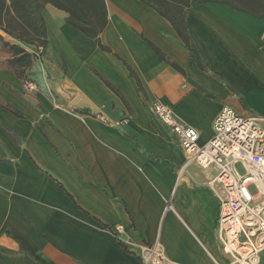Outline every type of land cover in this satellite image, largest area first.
<instances>
[{
    "label": "crops",
    "instance_id": "1",
    "mask_svg": "<svg viewBox=\"0 0 264 264\" xmlns=\"http://www.w3.org/2000/svg\"><path fill=\"white\" fill-rule=\"evenodd\" d=\"M105 2L109 51L50 4L45 48L0 27V264H142L155 243L169 264H228L217 173L188 161L152 106L173 108L200 144L225 106L264 118V18L186 8L187 47L141 0ZM13 46L30 58L14 63Z\"/></svg>",
    "mask_w": 264,
    "mask_h": 264
},
{
    "label": "built area",
    "instance_id": "2",
    "mask_svg": "<svg viewBox=\"0 0 264 264\" xmlns=\"http://www.w3.org/2000/svg\"><path fill=\"white\" fill-rule=\"evenodd\" d=\"M23 90L35 94L40 86L26 79ZM152 114L178 138L188 161L216 171L212 184L219 203L218 239L230 258L228 264H260L264 253V118L242 116L225 106L213 123L212 137L200 144V132L179 119L173 108L155 102ZM140 249L142 264H169L159 243L143 244Z\"/></svg>",
    "mask_w": 264,
    "mask_h": 264
},
{
    "label": "trees",
    "instance_id": "3",
    "mask_svg": "<svg viewBox=\"0 0 264 264\" xmlns=\"http://www.w3.org/2000/svg\"><path fill=\"white\" fill-rule=\"evenodd\" d=\"M169 19L187 47L190 39L185 29V9L207 3L224 4L232 9L264 18V0H141ZM69 14L68 23L96 40L103 51H109L100 40L107 26L105 0H0V27L9 36L27 44L45 48L48 43L47 26L42 11L47 5ZM16 55L23 54L14 63L22 62L31 55L18 46L12 47ZM158 51V50H157ZM159 54H161L158 51ZM174 67L178 68L175 64ZM26 80V79H25Z\"/></svg>",
    "mask_w": 264,
    "mask_h": 264
},
{
    "label": "rangeland",
    "instance_id": "4",
    "mask_svg": "<svg viewBox=\"0 0 264 264\" xmlns=\"http://www.w3.org/2000/svg\"><path fill=\"white\" fill-rule=\"evenodd\" d=\"M264 97V96H263ZM264 101V100H263ZM238 170L241 172V173H243L242 172V168H241V166H238ZM251 192L252 193H254L255 192V190L253 189V188H251ZM228 257V256H227ZM229 258V257H228ZM229 260H230V258H229ZM260 264H264V253L261 255V263Z\"/></svg>",
    "mask_w": 264,
    "mask_h": 264
}]
</instances>
